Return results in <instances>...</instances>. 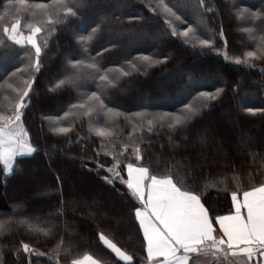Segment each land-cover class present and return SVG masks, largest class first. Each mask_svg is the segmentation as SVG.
I'll use <instances>...</instances> for the list:
<instances>
[{
    "label": "trees",
    "instance_id": "trees-1",
    "mask_svg": "<svg viewBox=\"0 0 264 264\" xmlns=\"http://www.w3.org/2000/svg\"><path fill=\"white\" fill-rule=\"evenodd\" d=\"M63 2L76 16L53 26L61 0H0V126L35 77L20 124L36 148L10 173L0 161V264H129L101 234L149 264L127 168L192 191L212 218L264 186V0ZM17 19L20 34L43 28L40 72L35 49L3 33ZM99 67L103 82L92 78ZM95 91L103 109L87 100Z\"/></svg>",
    "mask_w": 264,
    "mask_h": 264
},
{
    "label": "snow or ice",
    "instance_id": "snow-or-ice-1",
    "mask_svg": "<svg viewBox=\"0 0 264 264\" xmlns=\"http://www.w3.org/2000/svg\"><path fill=\"white\" fill-rule=\"evenodd\" d=\"M70 5L75 4L61 0L60 8L63 14L57 12L55 17L47 20V24L53 26L64 24L69 21L70 17H75L76 12ZM2 19L3 17H0V20ZM19 28V19L3 28L7 39L17 45L23 40L18 31ZM41 31H43L42 27L32 28L30 25L31 34L27 36V43L35 49L37 59L34 68L36 72L41 70L39 60L41 49L34 38ZM191 31L192 28H188L184 35L187 36ZM172 34L177 35L175 31ZM247 55L251 57L253 53L249 52ZM79 63L76 61L73 67ZM16 71L23 70L17 68ZM103 72L104 69L97 68L92 77L93 80L98 78L101 82L105 81L107 77ZM34 83L35 77H32L31 83H25L23 91L18 96L19 102L14 109V114L8 117L7 129L0 128V160H3L6 166L17 154L23 155L25 151L29 154L36 152V148L31 145L26 147L27 141L20 142L24 136L28 135L21 128L20 122L28 106ZM201 95L214 99L210 93L202 92ZM87 100L96 102L101 109L104 107L103 91L92 92ZM85 103L86 101H82L79 107L85 108ZM183 119L186 120L187 117ZM181 122V118L177 117V123ZM12 125H15L18 130L15 135L10 131ZM60 131L63 132L66 129H60ZM133 176L134 181H126V184L140 204L139 207L134 208V219L139 221V230L143 233L141 250H146L147 259L151 264H196L195 257L204 254L209 249L231 252L233 256L240 254L246 258L244 264H264V186L244 192L242 203H238L237 196L233 194L231 199L235 214L212 218L198 195L190 190L185 192L173 180H153L149 185L144 172H140L138 176L133 172ZM242 208L246 209L244 218H242ZM214 225L219 226L221 233L219 240L212 235ZM100 240L108 249H111L116 257L132 264L134 254L128 255L121 251L120 247H117L103 234L100 235ZM23 248L28 251L29 245L25 243ZM88 259L90 264H96L91 258Z\"/></svg>",
    "mask_w": 264,
    "mask_h": 264
},
{
    "label": "crops",
    "instance_id": "crops-1",
    "mask_svg": "<svg viewBox=\"0 0 264 264\" xmlns=\"http://www.w3.org/2000/svg\"><path fill=\"white\" fill-rule=\"evenodd\" d=\"M7 125L8 124L2 125V126H0V128H6L7 129ZM133 172H135L137 174V176H138V174L140 172H144L145 173V171L142 170V169L129 167V168H127V171H126L127 181H129V182H133L134 181L135 178L133 176ZM145 179L147 180L149 185H151L153 180H160V181L169 180V179L147 178L146 173H145ZM256 189H258V188H256ZM253 190H255V189H253ZM253 190H250V191H253ZM243 195H244V193L241 196H237L236 195L238 203H242L243 202ZM232 207H233V212L231 214H227V215H234L235 214V207H234L233 203H232ZM241 211H242V218L246 217V209L242 208ZM212 235L214 236V238L216 240H219L221 238V233L219 232V226L218 225L214 226V231H213ZM146 257H147V252H146ZM195 259H196L197 263L202 261V260H204V259H207L208 261H210L212 263H216L220 259L222 264H239L240 261L245 260L246 258L244 256L240 255V254H237V255L233 256L231 254V252H227L226 253L224 251H221L220 253H216V252L212 251L211 249H209L204 254L197 255L195 257ZM242 262L244 263V261H242ZM150 263L151 262H149V264ZM81 264H90V261H89V259H83ZM96 264H98V263H96Z\"/></svg>",
    "mask_w": 264,
    "mask_h": 264
},
{
    "label": "rangeland",
    "instance_id": "rangeland-1",
    "mask_svg": "<svg viewBox=\"0 0 264 264\" xmlns=\"http://www.w3.org/2000/svg\"><path fill=\"white\" fill-rule=\"evenodd\" d=\"M30 35V34H29ZM21 36L23 37V40H22V43L20 44V45H24V44H27V45H30V44H28L27 43V36L28 35H23V34H21ZM35 40H36V37L34 38ZM31 46V45H30ZM191 68L195 71V73H196V69H195V66L193 67V66H191ZM184 73H182L181 71H179L178 72V74H177V76H169V77H166V78H160L159 80H156L155 82H153V84H155V86H156V88H157V90H160V88H161V86H166V84H168L169 82H170V80H175V79H180V78H183V75ZM215 74V73H214ZM202 83V82H201ZM13 115V114H12ZM8 122L9 121H7L6 122V124H8ZM11 132H12V134L13 135H15L16 133H17V128L16 129H14V130H10ZM26 141V138H25V136L21 139V143H23V142H25ZM28 145H30L28 142H27V144H26V147L28 146ZM32 147V146H31ZM29 155H31V154H29L27 151H25L24 152V154L23 155H21V154H17V155H15L14 157H13V159L7 164V166L5 165V162L3 161V160H0L1 161V163L4 165V167H5V171H6V173H10V167H11V164H12V162H13V160L15 159V158H17V157H25V156H29ZM114 171H115V169H111V171H110V173L112 174V173H114ZM29 173L30 174H28V176L30 177V178H32V176H34V175H41L42 174V170L40 169V168H38L36 171H33V170H30L29 171ZM127 175V174H126ZM34 180H37V179H34ZM31 181V180H30ZM32 182V181H31ZM32 183H34V182H32ZM36 183V182H35ZM132 191V190H131ZM9 197L10 198H17V199H21V198H23L24 196H23V193L20 191H14V189L13 188H9ZM0 196H2L1 195V191H0ZM34 196H36V195H34ZM33 198V197H32ZM242 261H244V260H242ZM242 261H240L239 262V264H244ZM151 264V263H150ZM196 264H222V262H221V260L219 259L218 260V262H216V263H212V262H210V261H208L207 259H204V260H202V261H200V262H198L197 263V261H196Z\"/></svg>",
    "mask_w": 264,
    "mask_h": 264
},
{
    "label": "water",
    "instance_id": "water-1",
    "mask_svg": "<svg viewBox=\"0 0 264 264\" xmlns=\"http://www.w3.org/2000/svg\"><path fill=\"white\" fill-rule=\"evenodd\" d=\"M212 251L216 252V253H220L221 251H217L216 249H211Z\"/></svg>",
    "mask_w": 264,
    "mask_h": 264
}]
</instances>
